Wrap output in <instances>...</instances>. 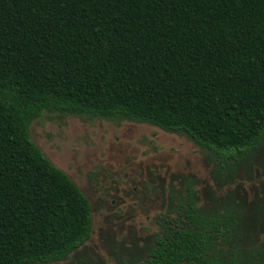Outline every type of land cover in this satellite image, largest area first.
<instances>
[{
    "label": "trees",
    "instance_id": "16d2710c",
    "mask_svg": "<svg viewBox=\"0 0 264 264\" xmlns=\"http://www.w3.org/2000/svg\"><path fill=\"white\" fill-rule=\"evenodd\" d=\"M43 111L149 123L233 169L264 141V0H0V264H55L91 235L88 198L30 137ZM155 221L129 264L263 259L191 183Z\"/></svg>",
    "mask_w": 264,
    "mask_h": 264
},
{
    "label": "rangeland",
    "instance_id": "374dc122",
    "mask_svg": "<svg viewBox=\"0 0 264 264\" xmlns=\"http://www.w3.org/2000/svg\"><path fill=\"white\" fill-rule=\"evenodd\" d=\"M29 134L91 208L89 239L55 264L140 260L158 230L156 216L171 195L184 196L189 183L201 210L235 213L241 247L264 250V141L233 169L222 170L186 135L144 122L43 111Z\"/></svg>",
    "mask_w": 264,
    "mask_h": 264
},
{
    "label": "flooded vegetation",
    "instance_id": "af4514ba",
    "mask_svg": "<svg viewBox=\"0 0 264 264\" xmlns=\"http://www.w3.org/2000/svg\"><path fill=\"white\" fill-rule=\"evenodd\" d=\"M169 203V202H168ZM167 206H168V204H167ZM167 208V207H166ZM166 210V209H165Z\"/></svg>",
    "mask_w": 264,
    "mask_h": 264
}]
</instances>
